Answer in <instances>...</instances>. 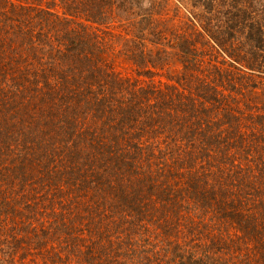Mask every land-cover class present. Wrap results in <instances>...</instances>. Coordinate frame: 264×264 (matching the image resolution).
<instances>
[{
  "label": "trees",
  "instance_id": "obj_1",
  "mask_svg": "<svg viewBox=\"0 0 264 264\" xmlns=\"http://www.w3.org/2000/svg\"><path fill=\"white\" fill-rule=\"evenodd\" d=\"M3 1L12 10L27 9L29 19L33 11L52 26L74 23L71 0L61 5L57 0ZM99 5L93 2L84 20L109 25L100 18L110 5ZM14 21L20 22V15ZM67 28L53 37L56 44L40 32L35 35L32 50L44 42L53 56L65 50L72 58L50 69L55 71L49 77L33 62L18 74L0 65V95L9 93V82L18 76L19 90L13 95L19 97L11 106L33 104L38 120V130L27 133L26 149L34 153L30 157H46L38 175L29 174L26 155L18 157L22 163L17 167L23 170L9 176L6 171H14L15 164L6 155L7 132L20 118L1 97L0 264H264V167L251 156L241 159L235 152L233 158L227 119L221 124L204 107L213 99L191 94L174 99L175 94L149 118L145 137L134 139L122 101L135 93H122L113 73L106 84L90 80L92 74L85 75L79 59L90 69L106 65L102 48L92 51L93 57L85 55L86 35ZM109 85L115 89L108 94ZM118 105L115 125L103 120V127L88 128L94 114ZM170 108L181 112L169 119ZM24 133L21 129L19 137ZM50 142L54 146L49 148ZM84 152L90 158L82 157ZM95 160L100 172L94 170ZM12 185L18 189L6 193Z\"/></svg>",
  "mask_w": 264,
  "mask_h": 264
},
{
  "label": "rangeland",
  "instance_id": "obj_2",
  "mask_svg": "<svg viewBox=\"0 0 264 264\" xmlns=\"http://www.w3.org/2000/svg\"><path fill=\"white\" fill-rule=\"evenodd\" d=\"M93 2L99 3V7L108 2L110 7L104 10L105 18L100 19H106L102 23L110 22L109 25L98 26L84 20L85 11H89ZM57 3L61 5L62 2L57 0ZM45 6L42 5V10ZM71 7H74L70 9L73 11L74 23L52 26L51 21L60 19L49 18L51 21L46 22L51 24L45 23L43 15L38 14L37 18V13L33 11L29 19L31 16L27 9L12 10L9 3L0 0V65L12 71L17 70L18 74V70L26 71L28 63L33 62L49 77L55 71L50 69L64 66L72 58H67L65 50L53 56L44 42L38 44L36 51L32 50L37 44L35 35L40 32L41 36L46 35L54 44L53 37H61L70 26L75 33L86 35L85 55L93 57L92 51L102 48L100 55H103L105 62L101 63L106 65L90 69L83 65L87 63L85 60L79 59L83 63L82 69L86 71L85 75L92 74L90 80H101L106 84L108 73H113L121 81L119 87L122 93H135V97L126 94L122 101L125 116H130L131 121L127 122L131 124L126 125V128L131 126V137H145V124L149 118L159 114L161 109L164 110L165 101L175 94L178 95L174 99L182 98V95H199L213 99L204 106L212 109L213 119H218L221 124L227 119L224 125L228 130L226 137L232 139L230 143L233 148L230 147V150L233 158L235 152L241 159L251 156L252 161H256L255 165L264 167V0H71ZM58 11L60 13L61 8ZM18 15L20 22L14 21ZM19 44L21 46L17 49ZM17 77L14 82H9L10 94L0 95V100L4 97L8 102L6 107L10 106L13 115L20 118L19 123L7 132L10 150L6 155L9 156L8 161L15 164L14 171H6L10 177L23 170L17 167V164L22 163L18 158L21 159L22 155L27 156L29 174L34 172V175H38L36 169H41L42 173L45 169H42L41 161L45 164L46 160L44 155H38L39 158L30 157L34 153L26 149L27 133L31 135L32 129L38 130V120L32 115L33 108L30 109L33 104L11 106L13 99L18 101L19 97L13 95L19 90ZM114 89L115 86L109 85L107 93ZM153 100L157 106L155 108ZM119 107L105 113L98 111L94 114L96 118L88 122V128L99 129L104 122L115 125L112 120L119 117L117 113H121L119 109L122 108ZM199 108L202 109V104ZM180 112H174L171 108L166 111L169 119H174ZM21 129L25 131V137H19ZM146 137L150 138L151 134ZM38 140H41L40 136ZM47 140L52 141L51 138ZM15 143H19L17 147H13ZM52 144L50 142L46 145L50 148L54 146ZM87 156V152L82 153V157ZM47 159L52 160L50 157ZM258 160H261V164ZM93 165L94 170L100 172L96 160ZM230 171L233 173L237 170ZM239 173H244V169ZM12 187L6 193L18 189ZM92 190L90 188L88 193ZM79 193L74 191L75 197ZM11 204V209H15L14 203Z\"/></svg>",
  "mask_w": 264,
  "mask_h": 264
}]
</instances>
